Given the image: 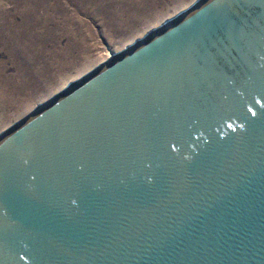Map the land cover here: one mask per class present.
Listing matches in <instances>:
<instances>
[{
    "label": "water",
    "instance_id": "1",
    "mask_svg": "<svg viewBox=\"0 0 264 264\" xmlns=\"http://www.w3.org/2000/svg\"><path fill=\"white\" fill-rule=\"evenodd\" d=\"M0 264H264V0H199L5 132Z\"/></svg>",
    "mask_w": 264,
    "mask_h": 264
},
{
    "label": "rangeland",
    "instance_id": "2",
    "mask_svg": "<svg viewBox=\"0 0 264 264\" xmlns=\"http://www.w3.org/2000/svg\"><path fill=\"white\" fill-rule=\"evenodd\" d=\"M199 0H0V137Z\"/></svg>",
    "mask_w": 264,
    "mask_h": 264
},
{
    "label": "bare ground",
    "instance_id": "3",
    "mask_svg": "<svg viewBox=\"0 0 264 264\" xmlns=\"http://www.w3.org/2000/svg\"><path fill=\"white\" fill-rule=\"evenodd\" d=\"M112 57H113V55H112Z\"/></svg>",
    "mask_w": 264,
    "mask_h": 264
}]
</instances>
